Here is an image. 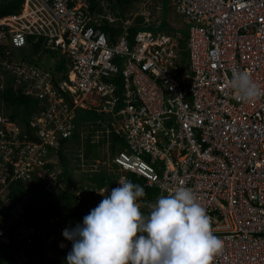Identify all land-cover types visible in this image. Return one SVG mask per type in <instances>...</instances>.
Instances as JSON below:
<instances>
[{
	"label": "built area",
	"instance_id": "2783aa9c",
	"mask_svg": "<svg viewBox=\"0 0 264 264\" xmlns=\"http://www.w3.org/2000/svg\"><path fill=\"white\" fill-rule=\"evenodd\" d=\"M173 4L191 23L185 48L180 31L141 30L132 40L127 33L111 36L71 0H25L23 13L31 5L25 13L30 17L14 14L0 25L15 32L16 44L27 34L40 35L51 54L65 57L68 78L59 79V73L56 82L17 64L20 74L37 81V95L48 106L45 118L56 116L59 136H68L72 127L61 89L103 96L115 111L128 147L115 157L121 175L99 195L126 180L127 171L145 176L164 195L191 187L224 241L213 264H264V99L242 102L229 86L233 71L243 70L264 87V0ZM38 135L57 142L46 127ZM27 171L19 167L16 176L27 177ZM56 221L44 220L48 226ZM35 226L24 225L33 236L28 242L41 232Z\"/></svg>",
	"mask_w": 264,
	"mask_h": 264
},
{
	"label": "clouds",
	"instance_id": "9594fccd",
	"mask_svg": "<svg viewBox=\"0 0 264 264\" xmlns=\"http://www.w3.org/2000/svg\"><path fill=\"white\" fill-rule=\"evenodd\" d=\"M78 1L80 0H71V4L73 5ZM170 3L171 6L175 8L173 1ZM83 12L86 13L85 11ZM86 14L88 15L89 13ZM91 16L93 17V20L90 22L95 24L97 16ZM14 35L15 32L12 33L11 44L8 49L11 51L14 50L15 53L25 48L30 49L32 44L36 43L42 37L36 34H27L25 40L21 44H16L13 41ZM4 38L5 40H9L8 37ZM44 44L46 45V43ZM45 49L48 48L46 47ZM10 54L11 52L8 51L5 55L9 56ZM63 58L66 62L65 57ZM19 59H21L19 62L23 63V70L26 73H31L30 70L34 69L39 71L38 67H43L47 72L46 74H48V77L52 78L53 82H56V76L59 73H53L49 67L44 66L43 61L42 65H34L30 61L24 62L23 58ZM2 60L5 61V58ZM184 62H186V60ZM68 69L66 62L65 73H67ZM18 74H20L18 71L15 72L14 79L16 84L13 87L15 89L21 88L25 94L33 95L35 97V95H37L36 90L39 89L37 88V81L29 79L25 76V73H22L24 74L22 77ZM229 86L234 90L237 98L242 102L254 103L264 99V87L258 84L247 71L234 70ZM65 92L67 93L66 97L69 99V112L71 113L72 125L71 133L68 136H60L57 139V142L52 145L44 144L42 147L38 148L39 151H41L39 158L43 160V163L39 164L37 169L42 170V166L49 163L52 158L51 153H57L56 148L59 146L61 139L72 138L73 134L76 132H81V138H84L88 134L82 131L84 126H80V131L78 130L79 126L77 118L80 110H94L98 114H108L113 118V122L105 119H90V122L87 124L91 126L90 128H87L90 130V133L94 132L92 127H97L94 134H97L96 132H99L101 128L106 130L103 131L101 129V137H106L107 141L102 144L100 148L103 145H106L108 141L112 144L111 133L113 130L117 133H121L124 137L123 133L119 130L120 128H118L116 119L113 115L115 111L110 107V104L105 97L98 94L84 95L81 90L72 91L68 87H66ZM39 100L45 104V108H48L47 103L43 99L39 97ZM30 117L29 125L26 123V126H24L23 124H20L21 121H25L22 118L14 120L8 116H0V120H3L5 123H0L1 131H7L5 125L9 120L12 122V125L15 123L19 126L22 125L23 133L19 129H16L15 132H10L12 133L11 139L0 140V148L7 146L16 149L17 153L15 158L19 161H25V157L30 155L29 151L31 148L30 146L27 147V142L25 141V137L28 134L33 136L34 139H40L42 142V139L38 135V131L42 128V125L39 123V126H32L34 116L31 115ZM103 122L106 124V128L103 127ZM24 127L28 128L27 132ZM93 138L94 141L97 140L95 135ZM69 143L71 144V142ZM23 150L28 151L26 155L22 154ZM48 151L49 153H47ZM119 151L120 148H117V151L112 155L110 154V158H107L109 161H114L112 165L107 161L100 164L98 163V166L104 168L106 165L108 167L107 170L99 168L100 172H102L101 170L107 171L104 184H109V182L117 180L119 176V174L115 172V170H119L120 167L115 161V157ZM43 152L45 154H43ZM103 157L104 155L101 154L96 158ZM93 165L95 166V164ZM10 169H13V173H11ZM17 169L18 167L14 166H9L7 168L11 173L8 177L12 180L22 178L17 177L14 174ZM133 173L137 174L136 172ZM111 176H116V178H112L111 180ZM137 176L144 178L145 184L147 185V179L145 176H139L138 174ZM8 177H6L4 181H0V187H5L4 190L6 191V195L8 189ZM30 180L31 179L28 178L26 180L27 183ZM43 180L46 182L48 181L46 179ZM59 186L63 188L62 185ZM91 186L92 188L94 187L97 189L102 187L98 186L96 182ZM91 186L86 187V189H83V185L80 186V188L77 186L74 203H76L77 190L83 191L84 196L82 201L86 198L89 199L90 190L88 188ZM108 192V189L100 191L103 195V199L95 208L91 209L87 215L84 217L82 215H75L73 220L68 219L70 224L74 227L64 229L62 234L67 240L71 241L68 242V244L71 243V245H66V250H64L63 247L61 248L64 253L68 251L66 257L67 264H213L214 258L222 252L224 241L214 233L211 218L206 208L198 201V197L191 187L181 186L173 193L167 195H161L160 192L159 197L150 205V209L147 213L141 211V205L139 202L140 198L145 195L144 187L127 180V177L126 180L119 181L118 186L112 188L110 193ZM82 201L77 203L78 210H84L82 207ZM15 210L16 208L11 210L5 208L7 218H5L6 216H2L0 221V231L7 229L5 222L13 221V219L9 218L8 211L13 212ZM25 216L26 218L30 217L35 220L30 221L29 219L26 221ZM34 216L38 218L36 219ZM51 218L55 219L54 216L48 218L41 217V215H38L35 212L31 215L26 213L19 217L22 224H31L34 226ZM77 218L78 221L73 223ZM40 230V233H34L33 242L35 241V236H40L42 240L49 238L50 233L47 230ZM33 264H35V261Z\"/></svg>",
	"mask_w": 264,
	"mask_h": 264
},
{
	"label": "trees",
	"instance_id": "16d2710c",
	"mask_svg": "<svg viewBox=\"0 0 264 264\" xmlns=\"http://www.w3.org/2000/svg\"><path fill=\"white\" fill-rule=\"evenodd\" d=\"M133 1L135 0H88L89 4L87 5V10L92 12L93 15H96L95 24H101L102 30L110 33L111 36H116L121 33H127L129 38L132 40L135 34L140 30H153L158 31L162 30L168 32L170 30V26L165 21V17L163 16V20L159 26L153 25L151 23H145L143 16H137L136 23H131L128 26H125L124 20L126 17H129L130 14L127 15L128 10L133 6ZM163 4L168 3L169 0H162ZM173 0H170L172 2ZM23 0H0V18L15 13L19 11ZM167 6L163 5L162 13H164L165 8ZM176 9V8H174ZM176 12V10H175ZM180 15L179 13H176ZM164 15V14H163ZM185 20V23L181 26L183 28L176 29L174 32L180 31L182 32L185 28L188 32L190 22H187L183 15H180ZM113 19V20H111ZM2 28V26H0ZM169 33V32H168ZM188 37V33H187ZM115 39V37H114ZM44 37L42 36L36 43H33L30 50L28 51H18L16 52L19 58H23L24 60L30 61L34 65H42L45 63V56L48 55L51 61V64H48L47 67L51 69L53 73H62L59 79L67 78L66 76V62L63 57H60L56 54H50L49 49H45L46 45L44 44ZM181 48L186 47V43L184 41L180 44ZM7 49V50H6ZM26 50L29 48H25ZM22 49V50H25ZM6 52L10 51L11 54L5 58V61L0 64V113L2 112V107L5 108V113L11 119H19L22 118L25 120L27 125H29L31 115L34 112L40 113L44 108L45 104H43L37 95L35 97L33 95L25 94L21 88L15 89L13 86L15 83V72L19 70L17 66L19 60L15 51H11L8 48H5ZM182 55L186 56L187 52L183 49ZM183 59V58H182ZM181 59V61H183ZM86 113L90 116H93L92 119H104L103 114H98L94 110L86 111ZM111 115V114H110ZM87 116V115H83ZM30 118V119H29ZM97 128V127H96ZM95 132V129H94ZM94 132L88 133L84 138H81V132H76L73 134L72 138L61 139L59 142V146L56 148L58 154V163L56 165H62L64 170L61 172L60 177L66 183L64 188H59L54 192H59L57 197H54L52 193L47 191L44 188V184L47 182L41 180L40 177H34L33 183H27L23 178L11 179L8 177V189L7 196L11 199V203L8 205V210L15 208L18 202H21L22 196L27 194L30 197V200H38V197H35L36 194H44L43 205H37L34 207V211L36 214L41 215V217H52L55 215L63 216L65 219H74L75 215H82L83 217L87 215L91 209L95 208L103 198H94L92 202L88 201V198L82 201V207L84 210L73 207L74 199H75V191L77 186L75 182L72 180V174L69 172L67 166V159L65 150L70 142V139H75L78 137V146H80V141L84 143L83 156L85 161L87 159H94L99 157L102 153L100 151V146L107 141V138L104 137L99 141H94L93 136ZM77 140V139H76ZM112 145H118V148H126L128 144L124 140V137L121 133H117L114 130L111 133ZM52 148V147H50ZM113 153H115V148H112ZM50 156V155H48ZM48 169H55V164L52 161L46 166ZM11 173H13V169H10ZM101 173H96L95 176L91 177L92 180L96 182L98 186H102L104 184V180L106 178V170H101ZM127 180L132 181L133 183L139 184L144 187L145 195L140 198L143 202V206H141V211L147 213L150 209V205L153 204L156 199L159 197L160 189L158 186H148L145 184V179L142 177H138L137 174L133 172H127ZM116 178V176H111L112 180ZM82 188V187H81ZM83 189L85 185H83ZM2 216H6L7 213L5 211V207L0 205V221ZM26 218V216H25ZM30 217L26 218V221L29 220ZM11 234L9 235L10 246L8 249H4L8 244H5L3 248L0 249V264H11L14 261V257L17 255V247L12 242L16 241V229L11 230ZM23 244H26L27 250L32 255L36 254L38 257L35 259V264H38V259L43 258L42 255L43 249L41 244L43 242L40 236H35V241L33 243H27L26 240L21 241ZM71 245V243H69ZM63 250L60 249V254ZM12 261V262H11ZM23 264H32L30 261H27ZM45 264H61L58 259L48 260L46 259Z\"/></svg>",
	"mask_w": 264,
	"mask_h": 264
},
{
	"label": "rangeland",
	"instance_id": "374dc122",
	"mask_svg": "<svg viewBox=\"0 0 264 264\" xmlns=\"http://www.w3.org/2000/svg\"><path fill=\"white\" fill-rule=\"evenodd\" d=\"M167 1V0H166ZM24 2L25 0H23V3L19 9V11L6 15L2 18H0V22L7 16H11L14 14H18V16H22V18H29L30 16H25L26 10L29 8H31L32 6L29 5V7H26L25 12L24 11ZM76 3H80L81 4V9L83 11H85L86 13H89L91 15H93L92 12L87 10V5L89 4L88 0H80ZM163 5H166L167 7L165 8L164 13H162V7ZM23 13V15H22ZM129 15V17H126V21L124 20L125 23L131 24V23H136V18L137 16H143L144 17V22L145 23H151L153 25L159 26L161 23V20H163V16L165 17V21L168 23V25L170 26V30H168L169 33H173L175 28L179 29L183 28L181 27L184 23L185 20L183 19V17H181L180 15L176 14L174 7L171 6L170 0L168 1V3H164L162 0H135L133 1V6L128 10L127 15ZM164 14V15H163ZM163 15V16H162ZM17 18H14L13 20L15 21ZM20 19V18H19ZM7 23V22H6ZM2 26V28H0V34L4 33L5 36L4 37H8L9 40H5L4 37H0V64L3 63L4 61L2 60L3 58H6L8 56H6V50L5 48H8L9 45L11 44V36L12 33L10 31V27L6 26V25H0ZM14 27V29L16 30L17 27H15L16 25H11ZM187 30L186 28L180 32V35L178 36V42L179 44H181L182 41H184L186 43L187 41ZM30 49H25V50H21L23 51H28ZM19 55V54H18ZM51 58H49V56H45L44 60V66L47 67L48 64H51L50 61ZM24 62H28V60H24ZM20 63V62H18ZM39 70L41 71V75H45L47 72L44 70L43 67H38ZM32 72V70H30ZM20 77H22L24 74H18ZM61 92L63 93V95L67 96V93L61 89ZM1 109L2 112L0 113L1 117H7V115L5 113H7L5 111V108L2 107ZM48 111V108H44L40 113H34V120L32 122V126H39V123H41V127H46L47 129H49L52 133H54V138L58 139L59 133L57 130V121L56 116H52L51 118H43L46 115V112ZM57 115H59V112L57 111ZM83 115H87V116H83ZM69 119L67 121V123H71V113H68ZM104 117L105 120H108L110 122H113V118H111L108 114H103L102 115ZM62 117V116H61ZM93 116H90L86 113V111L80 110L79 111V115L77 118V122H78V130L80 131V126L83 127L82 131L86 132V133H90L89 129L91 126L87 125L90 122V119H92ZM0 123L5 124L3 120H0ZM20 124H23L24 126H26V122L25 121H21ZM86 126V127H85ZM97 126V124H96ZM103 127L106 128V124L103 122ZM5 128L7 131H1L0 130V140H5V139H11L12 138V133L10 132H15L16 129H19L22 133V125H18V124H14L12 125V122L9 120L7 121V124L5 125ZM93 129H96V127H92ZM24 129L28 130L27 127H24ZM102 129V128H101ZM101 129L99 130V132H96L97 134H94L96 136V141H99L100 139H102L103 137H101ZM103 131H106L104 129H102ZM88 135V134H87ZM98 135V136H97ZM77 139V140H76ZM94 139V138H93ZM25 141L27 142V147L30 146L31 148V154L32 157L31 159L28 160V156L25 157V161H19L17 160L16 157V149L11 148V147H1L0 148V181H4L6 179V177H8L11 173L7 170V168L9 166H14V167H20L22 168V171L24 172L25 170H29L26 172V174H28L27 177H22L23 179H25V181L30 178L31 180L28 183H33L34 182V176H38L41 178V180L46 179L48 180V182L46 184H44V188L49 191L50 193H52L53 191H56L60 188L59 185H62V187L64 188V186L66 185V183L62 180V178L60 177L61 172L64 170V167L60 164V165H56L58 163V154L54 153V152H50L52 154V158L50 161H52L55 164V169L53 170L52 168L48 169L46 166L47 165H43L42 166V170L41 169H37L38 165L43 163V160H41L39 158V152H36V150L40 147H42L44 144H53L54 142L52 141H48L44 142L40 139H34L33 136H31L30 134H28L25 137ZM78 137H75V139H71V144L69 143L66 150H65V154H66V159H67V166L69 169V172L72 174V180L75 182V185L78 186V188H80V186L85 185L86 187H89L91 185H94L95 182L94 180L91 179V177L95 176L96 173H101L99 168H103L102 166H98V163H102L104 161L109 162L111 165L112 163H114V161H109L107 160V158H110V154H114L112 151V148H115V151H117L118 145H112L109 141H108V148H107V144L103 145L100 148L101 153L104 155V159L103 158H94V159H87V162L85 161V158L83 156V150H84V143L82 144L81 141V145L78 146ZM83 141H85L83 139ZM16 148V147H15ZM112 151V152H111ZM49 153V151L47 152ZM46 153V154H47ZM43 154H45L43 152ZM95 164V166L93 165ZM26 165V167H24ZM33 168V169H32ZM35 168V169H34ZM107 166L105 165L103 169L107 170ZM116 173L121 175L120 170H115ZM15 175H18V172H16L15 170ZM126 174V172H125ZM108 184H104L101 188H92V186L90 188H88L90 190L89 192V199L88 201L92 202L94 198H103V195H99L98 191L101 190L103 187H107ZM5 188V187H4ZM3 187H0V205L5 208L8 207V205L11 203V199L6 195V191L4 190ZM110 193L111 190H108ZM78 192H83L82 190H77V194ZM83 194V193H82ZM52 195L54 197H57L59 195V192H54L52 193ZM164 195V194H161ZM160 195V196H161ZM28 196L27 194H24L22 196V200L21 202H18V204L15 206L16 210L15 211H8L9 214V218L13 219V221H7L5 222V224L7 225V229L6 230H2L0 231V249L3 248L5 246V244H8L4 249H8V247L11 245L10 243V239H9V235L11 234V230L16 229V235L15 238H17L16 241L12 242V244H15V246L17 247V255L16 257H14V261L11 264H23V261L21 260L22 258L26 259L25 256L28 257L29 261L33 264L36 257H38L36 254L32 255L31 253H29V251L27 250V246L26 244H23L21 241L26 240V237H33L31 234L29 235L28 232L24 229V224L21 223V220L19 219V217L21 215L24 214H29L31 215L32 213H34V207L37 205H43V202L41 200H44V194H36L35 197H38V200L34 201V200H30V197H26ZM82 196V195H81ZM24 198V200H23ZM28 198V200H27ZM140 205L143 206L142 201L139 200ZM74 208H78L77 203L73 204ZM82 208V207H81ZM35 218V216H34ZM55 219H57V221L53 224L48 226L47 223L42 222L40 224H37L38 226H35L37 229H45L50 233V238L43 240L41 247L43 249L42 255L44 256L42 259L39 258L38 259V264H45L46 259L48 260H54V259H58L61 264H67L66 261V257L68 254V251L66 253L62 252L60 254V249L63 247L64 250H66V245H70L68 244V242L71 241H66V238L63 236V230L66 228H69L70 226L68 224H70V222L68 221V219H65L63 216H59V215H55L54 216ZM35 219L30 218V221H34ZM72 220V219H71ZM77 220H74V222H77ZM8 237V238H7ZM9 239V242H8ZM28 242V241H27ZM26 251L31 254V255H26Z\"/></svg>",
	"mask_w": 264,
	"mask_h": 264
}]
</instances>
